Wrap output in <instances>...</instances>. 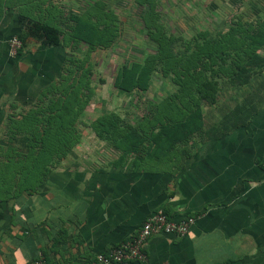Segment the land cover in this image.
Listing matches in <instances>:
<instances>
[{
  "label": "crops",
  "instance_id": "1",
  "mask_svg": "<svg viewBox=\"0 0 264 264\" xmlns=\"http://www.w3.org/2000/svg\"><path fill=\"white\" fill-rule=\"evenodd\" d=\"M60 1L75 3L51 0L55 11ZM18 7L0 0V264H87L160 211L196 221L185 237L147 240V263L123 264H264V78L176 163L103 165L86 142L43 136L55 127L30 138L25 118L61 77L68 47L29 35ZM20 36L11 57L8 42Z\"/></svg>",
  "mask_w": 264,
  "mask_h": 264
},
{
  "label": "rangeland",
  "instance_id": "2",
  "mask_svg": "<svg viewBox=\"0 0 264 264\" xmlns=\"http://www.w3.org/2000/svg\"><path fill=\"white\" fill-rule=\"evenodd\" d=\"M15 3L68 47L61 77L25 118L30 138L60 124L103 165L176 163L264 78V0H75L57 11L51 0ZM213 77L214 103L195 84Z\"/></svg>",
  "mask_w": 264,
  "mask_h": 264
},
{
  "label": "built area",
  "instance_id": "3",
  "mask_svg": "<svg viewBox=\"0 0 264 264\" xmlns=\"http://www.w3.org/2000/svg\"><path fill=\"white\" fill-rule=\"evenodd\" d=\"M11 57L18 56L23 49L19 37H13L8 42ZM264 167V166H263ZM194 216L173 217L164 212H157L144 222L139 233L132 240L110 250L98 254L94 260L87 264H123L126 261L147 263L148 256L144 251L147 240L153 236H176L185 237L195 223ZM33 264H47L43 258H39Z\"/></svg>",
  "mask_w": 264,
  "mask_h": 264
},
{
  "label": "trees",
  "instance_id": "4",
  "mask_svg": "<svg viewBox=\"0 0 264 264\" xmlns=\"http://www.w3.org/2000/svg\"><path fill=\"white\" fill-rule=\"evenodd\" d=\"M27 30H28V34L29 35H32V36L40 39L42 41V43H44L45 45L59 46L60 43H61V39H60L61 33H60V31L58 29L54 28L53 26L42 24V23H38V22H33V23L29 22L27 24ZM24 37L25 36H23V37L20 36L19 37L20 40L22 41L23 47L25 45ZM247 49H249V48H246V50H242V52L244 53L246 51L245 53L248 54L249 51ZM258 49L259 48H254L255 51L258 50ZM252 53H254V52H251L250 54H252ZM242 65H243L242 63H237L236 66H234V68L233 67H229V68H232V73L234 72L235 74H237V72H238L237 68L243 69ZM220 69L222 70L223 68H219L218 73L221 71ZM189 71H190V69H186L185 70V72L188 73V75L190 76L191 74H189ZM224 71H227V72H225V74H227V76L230 75V73H228V71H229L228 68H226V70H224ZM195 84H197L196 86L198 88V92L201 94V99H203L204 101H210V102H213V103L216 101L217 91H218V84L215 81L214 77L211 78L210 80L205 79L201 83H199L198 80H197V81H195ZM53 117L56 118V116H53ZM62 119H64V118H62V116H61L59 120L61 121ZM64 123H62V125H64ZM107 124H108V122H107ZM111 124H113V122H111ZM59 125L57 124L55 126H52V125L50 126L51 127L50 130H53V127H55L57 129L56 130L57 132H55L56 134L54 132L53 133L52 132H46L45 136L46 137L47 136H51V138H53L54 135H56L57 137L58 136H60V137L63 136L64 143L69 141V140H71L70 135H68L67 132L64 131L65 127L64 128L63 127L62 128H58Z\"/></svg>",
  "mask_w": 264,
  "mask_h": 264
}]
</instances>
